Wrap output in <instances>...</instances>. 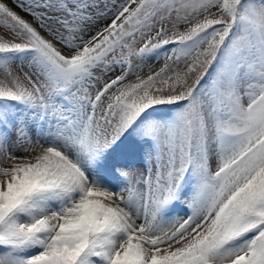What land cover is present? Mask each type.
Segmentation results:
<instances>
[{"label": "snow or ice", "instance_id": "obj_1", "mask_svg": "<svg viewBox=\"0 0 264 264\" xmlns=\"http://www.w3.org/2000/svg\"><path fill=\"white\" fill-rule=\"evenodd\" d=\"M0 264H264V0H0Z\"/></svg>", "mask_w": 264, "mask_h": 264}]
</instances>
